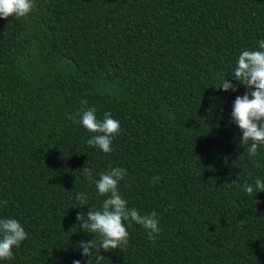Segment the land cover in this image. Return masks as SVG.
<instances>
[{
  "label": "trees",
  "instance_id": "1",
  "mask_svg": "<svg viewBox=\"0 0 264 264\" xmlns=\"http://www.w3.org/2000/svg\"><path fill=\"white\" fill-rule=\"evenodd\" d=\"M262 39L264 0H35L27 18H0V218L28 233L0 264H88L76 217L105 197L83 168L95 181L110 165L161 232L131 223L100 264H264V192L244 191L264 181V146L250 158L230 122L247 92L238 56ZM227 78L238 91L215 88ZM91 107L121 125L111 153L69 119Z\"/></svg>",
  "mask_w": 264,
  "mask_h": 264
},
{
  "label": "clouds",
  "instance_id": "2",
  "mask_svg": "<svg viewBox=\"0 0 264 264\" xmlns=\"http://www.w3.org/2000/svg\"><path fill=\"white\" fill-rule=\"evenodd\" d=\"M34 8L35 0H0V18L5 20L9 17L18 20L27 18ZM258 48L260 50H243L238 56L232 74L240 85L247 88V92L236 97L230 122L237 125L242 133L239 144L245 148L250 158L256 157L258 149L264 146V39L258 41ZM215 88L223 89L225 92L238 91L237 85L230 83L228 78ZM81 103L87 105L88 101L82 100ZM77 116L80 119L70 114L69 119H74L92 133L87 144L99 148L106 154L111 153L112 142L121 130L119 121L108 112L104 113L102 120L98 119L95 107L82 108ZM83 170L88 181L95 183L98 195L105 197L100 209L90 207L86 214L80 212L76 217L79 229L93 236L89 241L78 242L81 255L88 258V264H93V255L96 256L95 264H100L104 258L101 250L123 251L129 244L127 227L133 222L142 226L149 239L155 241L157 234L161 232L157 213L141 215L136 208H129L128 202L119 193V183L127 175V169L110 165L108 171L101 173L100 178L95 181L90 169L84 167ZM159 179V176L154 177L152 183ZM244 191L249 196L264 192V181L256 179L254 184L246 183ZM76 200L81 208L88 205L85 193H78ZM0 203L6 205L7 201ZM27 238L28 233L17 219L0 218V261L11 260L14 255L13 249L19 248ZM73 264H81V261L74 260Z\"/></svg>",
  "mask_w": 264,
  "mask_h": 264
}]
</instances>
